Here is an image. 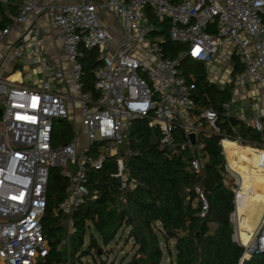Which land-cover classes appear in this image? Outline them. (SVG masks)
Returning a JSON list of instances; mask_svg holds the SVG:
<instances>
[{
    "label": "built area",
    "instance_id": "1",
    "mask_svg": "<svg viewBox=\"0 0 264 264\" xmlns=\"http://www.w3.org/2000/svg\"><path fill=\"white\" fill-rule=\"evenodd\" d=\"M1 1L8 4V0ZM103 12L119 21L122 39L116 46L111 44ZM45 14L62 31L63 51L76 88L68 87L63 66L44 56L43 41L38 37L34 54L50 76L28 86L11 76H0V264H37L48 256L50 245L42 220L50 171L56 168L67 180L66 197L57 211L68 215V237L61 247L69 246L73 214L96 198L88 188L87 170L100 169L108 157L119 155L137 119L147 118L160 129L162 148L191 147V169L202 171L199 137L203 132L222 135L220 116L214 108L197 109L196 84L180 75L182 59L203 63L207 81L221 90L233 87L232 100L221 103L226 115L264 133V114L250 117L242 108H232L237 98L247 102L244 108L251 113L259 108V92L264 90V0H105L72 5L31 0L20 6L15 23L26 24L30 16L38 19ZM11 31V25L0 30V44ZM165 41L183 45L175 58L164 51ZM93 49L99 50L102 62L96 74L97 99L92 93H83L80 84L82 58ZM20 56L16 49L12 59ZM238 66L243 70L236 71ZM76 104L81 106L82 129L73 128V140L55 146V124L71 123L70 111ZM178 131L184 138L181 143ZM191 135H195V143ZM80 136L87 143L82 149L78 148ZM225 142L244 144L228 136L221 141L227 161L225 180L235 182L231 220L236 224L234 240L245 249L243 264L253 255L264 254V210L251 240L243 244L235 215L242 180L228 164ZM260 147L255 149L262 152L259 166L264 168V146ZM117 167L124 191L128 187L124 156H118ZM134 186L132 183L131 188ZM195 191L202 204L200 216L206 218L210 211L207 196L199 186Z\"/></svg>",
    "mask_w": 264,
    "mask_h": 264
},
{
    "label": "trees",
    "instance_id": "2",
    "mask_svg": "<svg viewBox=\"0 0 264 264\" xmlns=\"http://www.w3.org/2000/svg\"><path fill=\"white\" fill-rule=\"evenodd\" d=\"M21 5V0H8V4L0 0V30L14 22L15 10ZM162 46L172 58L183 47L170 41ZM82 63V92L92 93L97 99L96 74L102 66L99 50L85 51ZM242 70L243 67L238 66L236 71ZM179 71L196 84L197 109L214 108L220 116L223 134L203 132L199 137L202 171L197 173L191 169V147L162 148L160 129L151 126L147 118L135 120L128 141L118 155L126 159L127 189L121 190L122 180L116 176L118 156L108 157L100 169L90 167L88 188L96 198L89 199L73 214V233L68 247H61L68 237V215L57 211L66 197L67 180L61 169L50 171L48 202L42 220L50 252L37 264H83L82 259L88 257L108 264L104 257H110L113 252L108 246L118 236L121 240L125 235L126 244L133 241V254L126 264H240L245 249L234 240L231 221L235 212V182L225 180L226 158L221 141L228 136L244 144L225 142L224 146L230 167L242 180L235 215L239 236L247 245L264 210V168L259 166L262 152L254 149L264 145V133L243 121L229 119L221 103L232 100L233 87L221 90L208 82L203 63L185 58L179 63ZM73 135V126L68 121H57L53 144H67L73 140ZM183 139L178 131V142ZM132 183L135 184L133 188ZM197 186L203 189L209 201L210 211L206 218L200 216L202 204L195 191ZM172 241L175 260L169 246ZM164 244L169 262L165 260ZM127 259L125 257L121 263ZM243 264H264V254L253 255Z\"/></svg>",
    "mask_w": 264,
    "mask_h": 264
},
{
    "label": "crops",
    "instance_id": "3",
    "mask_svg": "<svg viewBox=\"0 0 264 264\" xmlns=\"http://www.w3.org/2000/svg\"><path fill=\"white\" fill-rule=\"evenodd\" d=\"M31 0H21L22 4ZM39 4L59 3L64 5L79 4L82 2L99 4L105 0H35ZM8 14L10 11L7 10ZM16 16H13L14 22L11 24L12 31L5 42L0 44V76L10 77L13 81L23 85L37 84L44 77H49L48 70H42L38 64V60L33 50V43L38 37L43 41L44 56L52 63L61 64L64 68L67 85L70 89L76 88L75 81L71 73V65L64 55L61 36V29L55 24L51 15L45 14L36 19L30 16L26 24L15 23V18L19 10L16 9ZM103 23L109 33L111 44L116 46L122 39V33L118 19L110 13L103 12L101 14ZM16 49H19L21 56L12 59ZM247 86V84H245ZM242 87L240 89H243ZM239 91V89L237 90ZM248 115L257 116L264 114V100L260 99L258 111ZM229 164V162H228ZM230 166V165H229ZM239 231V230H238ZM242 238V237H241Z\"/></svg>",
    "mask_w": 264,
    "mask_h": 264
},
{
    "label": "rangeland",
    "instance_id": "4",
    "mask_svg": "<svg viewBox=\"0 0 264 264\" xmlns=\"http://www.w3.org/2000/svg\"><path fill=\"white\" fill-rule=\"evenodd\" d=\"M241 90L242 89H239V92H241ZM259 93H261L260 94L261 98H262V100H264V90L261 89V92H259ZM246 104H247V102L242 101L241 99L237 98L235 100V103H234L232 108L233 109L242 108L243 112L247 113V112H249L248 109L244 108V106ZM80 113H81V106L79 104H76L75 105V109L70 111V115L72 116V121H71L70 124L73 126L75 131H80L82 129V125H81V120L82 119H81ZM86 145H87V143L85 141V138L83 136H80L79 139H78V148L82 149V148L86 147ZM259 148H263V147H259ZM259 152H260V150H259ZM262 178L264 180V172L262 174ZM261 205H263V203ZM263 207H264V205H263ZM232 223L234 225V229H236V224L233 221H232ZM94 234L98 238V235L95 232H94ZM88 242H89V235L87 237L86 246L88 245ZM169 246H170L171 250L173 251L174 260H175L174 242L173 241L170 242ZM132 248H133V241H130L128 244H126V235L121 240H120V236H118L116 241L111 243L108 246V248H107L108 250H112L113 252L110 253V257H108V258L104 257V260H107L108 264H111L114 261H116L115 264H126V262L131 258L132 254H133ZM163 248H164V251H165V260L167 262H169L170 261V256L168 254L167 248L165 247V244H164ZM125 257H128V259L125 262L121 263ZM82 261H83V264H102L100 259H97V261L95 262L91 257L83 258Z\"/></svg>",
    "mask_w": 264,
    "mask_h": 264
},
{
    "label": "water",
    "instance_id": "5",
    "mask_svg": "<svg viewBox=\"0 0 264 264\" xmlns=\"http://www.w3.org/2000/svg\"><path fill=\"white\" fill-rule=\"evenodd\" d=\"M0 115H1V110H0ZM235 119H232L231 121H234ZM190 139H191V141L193 142V143H195V140H196V137H195V135H191L190 136Z\"/></svg>",
    "mask_w": 264,
    "mask_h": 264
},
{
    "label": "bare ground",
    "instance_id": "6",
    "mask_svg": "<svg viewBox=\"0 0 264 264\" xmlns=\"http://www.w3.org/2000/svg\"><path fill=\"white\" fill-rule=\"evenodd\" d=\"M232 144H233V143H232ZM235 144H236V143H235ZM239 238H240L241 242L243 243V242H244L243 238H241L240 236H239Z\"/></svg>",
    "mask_w": 264,
    "mask_h": 264
}]
</instances>
